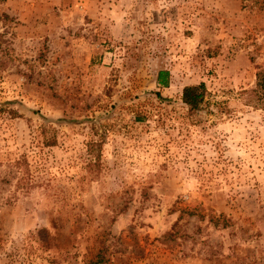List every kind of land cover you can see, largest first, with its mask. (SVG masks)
Listing matches in <instances>:
<instances>
[{
    "label": "rangeland",
    "instance_id": "rangeland-1",
    "mask_svg": "<svg viewBox=\"0 0 264 264\" xmlns=\"http://www.w3.org/2000/svg\"><path fill=\"white\" fill-rule=\"evenodd\" d=\"M186 2L0 0V264H264V12Z\"/></svg>",
    "mask_w": 264,
    "mask_h": 264
},
{
    "label": "trees",
    "instance_id": "trees-1",
    "mask_svg": "<svg viewBox=\"0 0 264 264\" xmlns=\"http://www.w3.org/2000/svg\"><path fill=\"white\" fill-rule=\"evenodd\" d=\"M186 3H191L187 7L199 6L202 0H184ZM239 8L245 12L263 13L264 0H238ZM192 11V10H191ZM195 12H191L190 16L193 17ZM253 62V57L250 58ZM254 84L251 89L241 90L242 99L245 105L251 108H260L264 110V61L260 64H255ZM166 70H159L156 75L157 84L163 87L167 86ZM180 100L189 111H199L206 107L209 103L207 95L210 93L203 83L187 84L181 88ZM8 112V111H7Z\"/></svg>",
    "mask_w": 264,
    "mask_h": 264
}]
</instances>
